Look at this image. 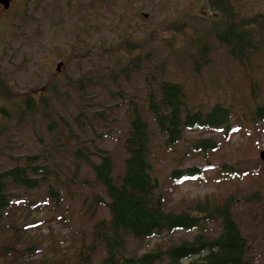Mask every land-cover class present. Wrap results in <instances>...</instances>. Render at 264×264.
<instances>
[{
    "label": "rangeland",
    "instance_id": "374dc122",
    "mask_svg": "<svg viewBox=\"0 0 264 264\" xmlns=\"http://www.w3.org/2000/svg\"><path fill=\"white\" fill-rule=\"evenodd\" d=\"M228 2L238 18H264V0ZM215 15L209 0H14L0 15V77L10 91L8 97L0 93V105L9 109L0 115V169L26 153L43 162L48 156L55 161L53 174L67 185L57 209L16 210L13 219L22 231L17 229L16 246L31 244L22 259L68 262L82 246L94 264H103L105 251L92 231L94 222L108 216L106 196L87 160L73 150L79 146L94 160L105 150L113 174L120 172L130 102L144 109L147 90L165 79L179 82L192 104L218 101L232 115L225 132L195 127L171 146L154 142L153 172L164 208L191 210L198 200L230 197L251 264H264V162L258 155L264 121L245 112L262 92L264 19L252 23L254 47L239 59L214 36ZM28 94L36 104L30 116L19 105ZM40 97L47 103H38ZM201 137L213 138L216 148L192 150L189 143ZM191 164L201 176L177 182L168 174L173 166ZM203 224L207 236L218 231L217 220ZM197 231L129 239L124 252L189 239ZM8 233L15 234L0 227V243ZM1 258L0 264L20 262Z\"/></svg>",
    "mask_w": 264,
    "mask_h": 264
},
{
    "label": "trees",
    "instance_id": "16d2710c",
    "mask_svg": "<svg viewBox=\"0 0 264 264\" xmlns=\"http://www.w3.org/2000/svg\"><path fill=\"white\" fill-rule=\"evenodd\" d=\"M209 7L216 14L213 16L214 36L231 55L241 59L254 47L257 30L252 23L259 24L263 16L255 14L250 18H238L230 11L228 0H209ZM6 85L0 77V93L8 97L10 91ZM253 102L252 108L245 111L246 117L255 122L264 121V74L262 92ZM38 103L47 102L40 97ZM130 103L128 125L122 138L126 155L122 158L120 172L113 174L112 157L105 150L97 153V160L90 159L79 146L73 150L75 157L87 160L93 181L106 196L104 203L108 216L105 220L94 222L92 231L94 240L104 248L103 264H251L248 243L232 216L230 197L219 202L198 200L191 210L164 208L157 176L153 172L151 155L154 142L171 146L182 138L183 131L195 127L225 132L232 115L229 107L218 101L201 107L192 104L179 82L165 79L147 90L144 109L139 108L136 102ZM19 105L22 112L29 116L36 107L30 94L25 95ZM8 111L7 107L0 105V115H7ZM145 112L150 114V119ZM46 119L48 127H51L49 117ZM216 146V141L208 137L196 138L189 143L192 150L202 152ZM84 148L87 150V146ZM45 160L43 162L37 154L26 153L0 169V227L5 230L12 228L15 233L13 236L8 233L2 240L4 242L0 243V254L6 256L7 262L11 259L20 261L17 264H43L42 260L22 259L21 254L30 251L31 244L23 248L16 246L22 231L17 228L13 217L21 207L27 210L60 207V191L67 185L53 174H56L52 168L55 161L48 156ZM168 174L178 182L199 177L202 172L198 166L191 164L173 166ZM62 193L67 195L64 191ZM208 220L218 222V231L214 235L202 233L203 222ZM178 229L199 231L189 239L156 245L140 252H124L129 239L139 241ZM87 250L78 247L70 261H53L52 264H94Z\"/></svg>",
    "mask_w": 264,
    "mask_h": 264
},
{
    "label": "flooded vegetation",
    "instance_id": "af4514ba",
    "mask_svg": "<svg viewBox=\"0 0 264 264\" xmlns=\"http://www.w3.org/2000/svg\"><path fill=\"white\" fill-rule=\"evenodd\" d=\"M4 2L6 3V5L4 6ZM14 2V0H0V15L4 14L12 5V3Z\"/></svg>",
    "mask_w": 264,
    "mask_h": 264
},
{
    "label": "water",
    "instance_id": "95a60500",
    "mask_svg": "<svg viewBox=\"0 0 264 264\" xmlns=\"http://www.w3.org/2000/svg\"><path fill=\"white\" fill-rule=\"evenodd\" d=\"M5 5H6V3L4 2V6ZM143 15H146V13L143 12ZM258 155H259L260 159L264 162V149H260L259 152H258Z\"/></svg>",
    "mask_w": 264,
    "mask_h": 264
}]
</instances>
